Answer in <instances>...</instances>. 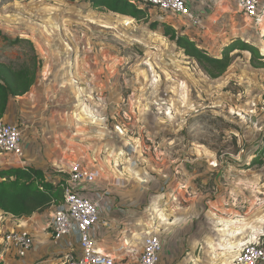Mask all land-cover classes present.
Returning a JSON list of instances; mask_svg holds the SVG:
<instances>
[{
  "label": "rangeland",
  "instance_id": "374dc122",
  "mask_svg": "<svg viewBox=\"0 0 264 264\" xmlns=\"http://www.w3.org/2000/svg\"><path fill=\"white\" fill-rule=\"evenodd\" d=\"M147 12L136 21L77 0H0V63L22 69L36 55L39 94L61 113L71 139L99 158L110 157L112 173L132 184L131 191L141 178L139 167H174L173 186L148 192L170 194L174 206L204 199L207 211L193 204L192 213L199 212L201 231L213 243V233L228 235L238 226L233 254L196 252L199 264H233L244 246L264 241V59L254 66L251 54L237 49L228 71L212 80L164 35L162 25L171 20ZM237 15L234 32L226 20L223 32L195 37V43L220 58L241 40L264 57V25L246 26ZM124 18L134 22L126 26ZM259 155L263 162H253ZM49 174L55 182L63 178Z\"/></svg>",
  "mask_w": 264,
  "mask_h": 264
},
{
  "label": "crops",
  "instance_id": "0c3cea01",
  "mask_svg": "<svg viewBox=\"0 0 264 264\" xmlns=\"http://www.w3.org/2000/svg\"><path fill=\"white\" fill-rule=\"evenodd\" d=\"M188 3L195 10V13L200 15L202 29L187 26V23L176 17L163 16V19L166 21L170 19L172 27L193 40H196L195 37L206 38L214 32H223L227 29L224 23L226 20L231 23L230 27L234 25L231 28L233 30L231 32H234L238 28V25L235 26L233 21L237 19V14L242 15L246 26L254 25L261 29L264 25L262 22L258 26L246 18L235 0H188ZM124 19L130 21L127 18ZM163 19L161 18L162 21ZM228 31L230 30L228 29ZM39 86L42 87L43 82L38 83L37 80L28 94L11 99L9 103L3 119L10 124L25 128L26 131L23 136L24 157L19 161L13 157L9 159L7 156H2L0 157V167L8 165L10 167H32L44 171L48 179L53 182L56 178L49 173L63 174L64 177L60 178L59 181L66 180L69 169L75 160L89 167L96 173L98 189H108L115 196L112 209L105 212L103 223L93 234L97 248L103 253L112 255L115 258V264H139L144 240L150 233H156L163 245L160 264H199V260L196 258V252L199 248L203 254L207 255L234 253V249L239 243L238 226L229 227L230 234L228 235L225 233L222 235L219 232V234L213 233V238L216 236L217 239L221 240L217 242L215 238V243H213L214 239L211 238L210 233H202L201 215L199 212L193 214L192 211L193 204H195L206 212L207 203H204V199V201L196 199L183 207L174 206L170 194H164L161 190H159L160 195H153V192L158 193V188H155L158 185L164 188L163 192L174 185L176 180L173 176L176 174L174 167L161 169L159 163L152 165V169L155 171H146L143 167H137L141 178L137 180L138 183H133L136 185L131 191L132 184L112 173L111 162L108 160L109 156H105L104 159L99 158L95 152L93 155V153L86 151L84 145H79L75 139H71L69 128L60 122L62 120L61 113L45 102L44 95L38 92ZM124 160L127 162V159ZM212 175L215 176L217 182L220 173L216 172ZM144 177H148L151 180L150 183H143ZM203 179L204 182L209 180L207 175ZM189 182L191 183L190 180ZM190 183L186 182L185 186L189 187ZM193 186L196 185L193 184ZM149 190L153 192L149 193ZM179 194L181 197H185L184 192ZM145 204L147 206H144ZM53 209L54 206L23 219H16L0 211V257L3 252L2 239L4 235L9 231L26 229L34 236L35 245L22 264H66L62 259V255L65 253L62 247L63 241L62 243L54 242L51 232L45 230V223ZM208 221L207 219L203 220L204 223ZM210 221L216 222L215 218L210 219ZM208 228L210 229V224ZM248 240V242H252L253 239L249 238ZM67 241L75 250H78V244L73 237L68 238ZM6 258L8 259V256ZM7 264L13 263L10 261ZM205 264L208 263L205 262ZM224 264L228 263L225 262Z\"/></svg>",
  "mask_w": 264,
  "mask_h": 264
},
{
  "label": "built area",
  "instance_id": "2783aa9c",
  "mask_svg": "<svg viewBox=\"0 0 264 264\" xmlns=\"http://www.w3.org/2000/svg\"><path fill=\"white\" fill-rule=\"evenodd\" d=\"M139 8L153 9L165 17L182 19L187 26L202 29L199 14L188 0H128ZM237 6L249 20L258 26L264 22V0H235ZM126 22V26H130ZM21 161L24 157L23 130L20 126L0 119V157L7 156ZM97 176L79 161L72 163L65 180L64 200L48 216L45 230L51 232L54 242H61L66 264H115V258L101 252L94 241V231L103 223L105 212L112 209L113 193L97 187ZM74 238L78 250L68 238ZM67 241V242H66ZM35 245L34 236L26 229L13 230L2 239L3 252L0 263L22 264ZM163 245L156 233L144 240L139 264H160ZM8 256V259L6 258ZM233 264H264V241L244 246Z\"/></svg>",
  "mask_w": 264,
  "mask_h": 264
},
{
  "label": "trees",
  "instance_id": "16d2710c",
  "mask_svg": "<svg viewBox=\"0 0 264 264\" xmlns=\"http://www.w3.org/2000/svg\"><path fill=\"white\" fill-rule=\"evenodd\" d=\"M77 1L89 4L93 11L112 13L136 21L145 19L148 16L147 8H139L128 0ZM156 27L157 24L153 23L152 29ZM162 27L164 28V35L184 51L187 57L198 62L212 80L219 79L228 71L233 62L231 54L237 49L249 52L252 56L253 65L255 60L264 59L257 48L241 40H236L226 47L220 58L209 56L186 34L179 33L174 27L166 23ZM30 61L29 65L26 64L22 69L17 70L0 63V119H3L6 115L11 99L25 96L35 86L38 71L41 69L42 64L36 55ZM260 67L264 68V65L260 63ZM259 153L264 154V147ZM257 158L262 157L259 155L253 162H263L262 159L258 160ZM64 192L65 179L53 182L48 179L46 173L42 170L32 167L0 169V211L16 219L29 218L36 213L44 212L53 206L59 205L64 200Z\"/></svg>",
  "mask_w": 264,
  "mask_h": 264
}]
</instances>
